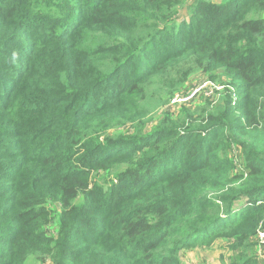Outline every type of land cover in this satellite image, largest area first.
I'll return each instance as SVG.
<instances>
[{"label":"trees","instance_id":"16d2710c","mask_svg":"<svg viewBox=\"0 0 264 264\" xmlns=\"http://www.w3.org/2000/svg\"><path fill=\"white\" fill-rule=\"evenodd\" d=\"M186 1L0 0V264H185L220 240L257 264L264 0ZM197 70L227 78L214 106L148 128L147 95Z\"/></svg>","mask_w":264,"mask_h":264},{"label":"rangeland","instance_id":"374dc122","mask_svg":"<svg viewBox=\"0 0 264 264\" xmlns=\"http://www.w3.org/2000/svg\"><path fill=\"white\" fill-rule=\"evenodd\" d=\"M195 0H187L181 6V15L184 17L188 14L187 13V6L191 4ZM215 2H220L222 0H212ZM222 71L217 72L215 79H210V76L204 73L203 71L197 70L192 72L187 80L181 84L178 91L174 93V95L162 103V99H165L164 93L166 92L165 88H162L160 91L150 95L146 98L148 103H152L153 106H149L150 111L148 112L147 117L150 118L147 124V127L150 128L154 125L161 114L169 113L171 116L176 118L179 113V108L182 105H185L188 110L193 112L195 115H199V112L202 108H211L214 106L215 101L218 100V97L223 95V91L226 89L225 84L227 82V78L221 73ZM204 81H209L211 84L213 94L210 96L205 95L203 92L197 94L194 98L189 101L178 103L174 102L172 99L174 97H184L187 96V93L192 89L195 88L198 84L203 83ZM219 87L216 89V87ZM156 87H152L151 91L154 90ZM173 101V102H172ZM134 125L130 123H126L120 129L122 131H127V133H131L134 130ZM109 132H112L110 130ZM230 155H233V159H240L241 152L239 153L238 149L234 151L230 150ZM262 226L259 223L258 227ZM238 251V248L235 249ZM244 252H248V255H251L256 260L257 264H264L260 255H264V246L259 244L255 241L254 235L251 236L249 240V244L245 247ZM232 254V250L229 249L228 244L220 240L219 242L213 243L211 246H195L187 249H183L180 251L179 256L184 261L186 258L189 259L190 264H228L229 258ZM28 264H38V261L35 257L29 258Z\"/></svg>","mask_w":264,"mask_h":264},{"label":"built area","instance_id":"2783aa9c","mask_svg":"<svg viewBox=\"0 0 264 264\" xmlns=\"http://www.w3.org/2000/svg\"><path fill=\"white\" fill-rule=\"evenodd\" d=\"M209 84H211L209 81H204L201 84H198L195 88H192L188 93L187 96L184 97H174L172 100L174 102H178V103H183L186 101L191 100L192 98H194L197 94H200L201 92H203L205 95L210 96V98H213L211 95L213 94V90L211 88V86H209ZM216 89H218L219 87L215 86ZM172 101V102H173ZM254 238L255 241L258 242L259 244L264 246V227L259 226L254 234ZM260 258L262 259L263 263H264V255H260Z\"/></svg>","mask_w":264,"mask_h":264},{"label":"crops","instance_id":"0c3cea01","mask_svg":"<svg viewBox=\"0 0 264 264\" xmlns=\"http://www.w3.org/2000/svg\"><path fill=\"white\" fill-rule=\"evenodd\" d=\"M181 16H183V15H181ZM217 242H219V241H217ZM184 262H185V264H190V261L187 258L184 260Z\"/></svg>","mask_w":264,"mask_h":264}]
</instances>
